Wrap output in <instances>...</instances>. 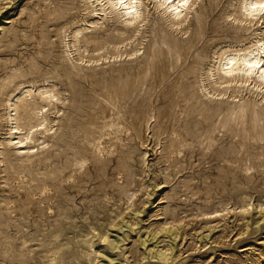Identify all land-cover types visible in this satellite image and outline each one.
Listing matches in <instances>:
<instances>
[{
  "label": "rangeland",
  "instance_id": "1",
  "mask_svg": "<svg viewBox=\"0 0 264 264\" xmlns=\"http://www.w3.org/2000/svg\"><path fill=\"white\" fill-rule=\"evenodd\" d=\"M94 1L0 0V264H264V91L182 76L262 25L232 19L239 0H195L178 26L153 0L132 25ZM161 36L194 46L177 60ZM17 86L48 128L22 144Z\"/></svg>",
  "mask_w": 264,
  "mask_h": 264
},
{
  "label": "bare ground",
  "instance_id": "2",
  "mask_svg": "<svg viewBox=\"0 0 264 264\" xmlns=\"http://www.w3.org/2000/svg\"><path fill=\"white\" fill-rule=\"evenodd\" d=\"M95 1L99 3L101 7L100 10L103 11V13H106L105 12L106 9H107V13L116 12L120 17L123 18L124 23L126 25H132L137 22L139 23L141 21L139 20V18L145 12L144 10L141 9V5L145 3V2L143 3V0H95ZM153 1L155 2L154 4L155 9L159 8L162 11V13L168 19H170V24L172 26L182 25L188 18L189 10L195 4V0L194 1L193 0H153ZM262 5H264V0H239L237 5V10L235 12L237 17L235 16L232 17L234 21H238V22L244 21V23L247 22L250 25L258 26V24L259 25L261 24L262 26L260 28L262 30H260V33L252 32L254 34L252 39L248 41V43H245L243 47L230 48V49L226 48V49H222L219 52H216L215 55L212 57L211 63L208 64L206 67L201 66L202 60L201 57L198 56V58L195 59L187 67V69L182 71V76L186 77L188 75H194V74L196 75V73L197 74L199 73L200 76L204 75V78L201 77L202 78L201 81H202L203 79H208L216 74L220 80H222L223 82H229L230 84L231 82H235L236 84L240 82L241 84L242 83L244 84L246 82L247 83L250 82L249 80L252 79L253 87H256V89L257 88L263 89L264 91V7H262ZM229 15L230 14H228L227 16ZM91 23L93 27H97L96 25H98L97 21ZM126 31L127 29L125 27L119 28L118 30L120 34H123ZM132 31L134 32L139 30L137 27H135L132 29ZM261 32L263 33V35H260ZM79 33H80V29L74 30L71 33L72 38L77 39V35ZM65 36L66 35L63 30L62 40H64ZM85 40L86 41L89 40L95 43L99 42L96 36H91L89 38H86ZM161 41L164 44H166L168 52L172 53L177 60L180 58L184 60L190 49L194 46V43L193 42L190 43L189 41L186 42L184 46L180 45L179 42L170 40L165 36L161 38ZM104 42L108 43L111 41L105 39ZM65 45L66 42L64 43V46ZM120 55L121 52L119 50H115L113 52V56L115 57H118ZM181 64H182V60L180 65ZM199 71H203V72H199ZM187 88L188 85L186 84H182L180 86L181 91ZM115 92L116 90H114V94ZM124 93H125L124 90H120V94H124ZM34 94L38 95L40 100L48 101L49 103L53 100V98H55V100L58 99L51 87L38 89ZM212 94H215V92H213ZM216 94H222V92ZM27 96L29 97L32 96L31 90L30 89L23 90L22 86L21 87L17 86L13 89V92H7L5 98L2 99V107L3 110L5 111L4 120L9 123L8 124L9 126L6 124L8 126V130L6 131L9 135L7 141L9 142L13 138L16 139V143H20V144H22L26 140H30L32 138L30 135H32L33 132L37 130L36 129L37 126L43 127V130L48 129L46 126V118L44 116L40 117L39 119H36L37 121L35 124L32 123L31 120L33 118L32 116L33 112L39 108L38 112L42 113L41 109L43 106H38L37 103L30 102L27 99ZM190 97L191 95L188 98ZM188 98L186 97L185 99ZM19 109H20V113L17 114ZM233 109L234 107L228 108L229 111H233ZM13 135L16 136L11 137ZM41 143L43 144V146L46 145L44 141H42ZM58 172L61 173L62 169H58ZM128 198L129 196H127V200ZM157 252H159L160 254L162 253L160 251Z\"/></svg>",
  "mask_w": 264,
  "mask_h": 264
},
{
  "label": "snow or ice",
  "instance_id": "3",
  "mask_svg": "<svg viewBox=\"0 0 264 264\" xmlns=\"http://www.w3.org/2000/svg\"><path fill=\"white\" fill-rule=\"evenodd\" d=\"M262 7H264V5H262Z\"/></svg>",
  "mask_w": 264,
  "mask_h": 264
}]
</instances>
